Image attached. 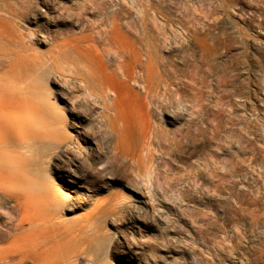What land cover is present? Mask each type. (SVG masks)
Here are the masks:
<instances>
[{"label":"rangeland","instance_id":"rangeland-1","mask_svg":"<svg viewBox=\"0 0 264 264\" xmlns=\"http://www.w3.org/2000/svg\"><path fill=\"white\" fill-rule=\"evenodd\" d=\"M6 1L36 6L0 37V111L13 129L0 132V181L8 186L32 174L16 127L39 142L66 136L96 163L107 160L117 135L113 95L96 92L101 101L87 105L93 116L80 119L73 105L83 95L70 89L95 70L107 77L136 64L116 48L143 55L142 63L149 56L164 79L153 106L121 89L120 123L147 122L154 108L160 134L147 151L135 126L122 160L101 176H66L60 189L71 205L57 221L85 227L86 262L67 259L69 247L43 251L57 239L21 236L18 246L40 243L46 255L64 256L61 264H264V0ZM203 42L208 64L199 69ZM84 132L104 138L84 143ZM131 158L150 162L151 176H136Z\"/></svg>","mask_w":264,"mask_h":264},{"label":"bare ground","instance_id":"bare-ground-1","mask_svg":"<svg viewBox=\"0 0 264 264\" xmlns=\"http://www.w3.org/2000/svg\"><path fill=\"white\" fill-rule=\"evenodd\" d=\"M35 7V3L32 1H24L22 3L15 1L14 3H10L6 0H0V37L8 34V23H12L16 19H22V21L28 19ZM215 27V24L210 25V28ZM116 29L118 30V28ZM206 37L204 41L210 40L214 45L220 46V42H217L220 41V38L216 37L217 39H214L211 37L208 39V35ZM203 44L198 61L200 65H196L199 69L200 66L208 64V47L205 42ZM227 47L228 45H226ZM116 52L122 57L132 54L136 64L131 68L115 70L107 77L98 76L95 73L97 70H95L90 73L91 78L83 76L80 79V85L70 89L71 94L77 91L83 95L81 99L75 97L76 102L73 105L75 111H80V119H87L89 116H93L88 111L87 105L101 101L97 97L96 92L113 95V98L111 97V111L114 118L110 121V125L112 131L116 132L117 135L115 143L112 145L111 150H109L110 155L107 160L96 163L94 153L86 152L79 143L73 146L67 145L68 137L66 136H51L47 141L39 142L31 136L24 135L22 126L14 129L15 134L20 138V142L15 145L26 149L30 154V157L25 159V163L32 174L27 175L28 177L25 178H22V176L13 178L14 182L10 186L0 181V242L3 244L7 243L6 247L0 249V264H27L29 262L31 264H61L65 259L64 256H50L43 252H53L60 246L69 247L71 250H74L71 255L66 256L67 259H76L81 263H85L86 240L83 238L85 227L75 229L74 226L66 224L63 221H57L62 218V211L67 210V207L71 205V202L68 203L67 201V195L60 191L64 186L66 176H85V178L101 176L108 168L122 160L127 151L125 145L129 138L133 136L132 131L134 130L132 129L135 126L142 129L139 138L142 151H147V146H151L153 141L159 138L160 130L156 127L150 116V112L154 108L147 113L149 114V119L143 123L136 122L132 124L127 120L120 123L119 114L121 110L120 98L122 88L130 90L132 94L141 96L143 103L147 107L148 105L153 106V98L157 93L158 87L164 81V79L162 80V73L150 64L149 56L148 61L142 63L138 60V57L142 58L143 55L135 51L123 50L121 52L119 48H116ZM137 63H140L142 70H138ZM230 79L231 77L228 73L223 74L219 81L220 86L226 87ZM44 80H47V77ZM136 87L141 88L138 91L139 93H136ZM229 93L230 91L225 88L224 95L228 96ZM159 105L161 109L164 107V102H159ZM167 105L169 104L167 103ZM161 111L163 113L164 108ZM154 112H156V108ZM172 113L173 111L165 112L169 116H172ZM0 117V124L4 126L3 129H0V132L5 134L13 132L10 124L11 120L7 114L0 111ZM99 135H96L95 132H84L80 135V138L82 137L83 139L79 140L87 143L90 138H93L97 142H100L104 136ZM183 137H186V135ZM134 146L135 143L131 147L135 148ZM97 147L99 150L102 149L100 143ZM131 159L132 170L137 174L136 176H139L143 169L147 171L146 176H151L152 166H150V162H143V164L141 161L136 160L134 162V159ZM52 161L51 169L47 168ZM97 166H104V168L99 170ZM57 180L62 182V184L56 185L54 182ZM82 221H84V218H82ZM25 224H29V230L25 229ZM21 236L22 240H25L29 236L28 241L32 238H43L46 241L57 239L54 244L56 248L53 247L54 250L52 251L51 248L42 251L43 246L40 247V243L22 244V247H19L18 241Z\"/></svg>","mask_w":264,"mask_h":264}]
</instances>
